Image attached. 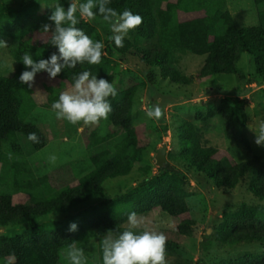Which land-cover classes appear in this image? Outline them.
<instances>
[{"label":"trees","instance_id":"obj_1","mask_svg":"<svg viewBox=\"0 0 264 264\" xmlns=\"http://www.w3.org/2000/svg\"><path fill=\"white\" fill-rule=\"evenodd\" d=\"M22 8L13 9L9 3H0V34L12 40V55L18 67L11 76H0V226H27V234L0 236L1 264H61L62 251L75 244L84 254L92 238L98 239L99 264H102L101 242L111 231L119 233L124 227L127 216L135 211L138 215L149 212H165L173 218L187 216L189 205L187 198L188 176L181 171L161 169L153 178L116 196L111 203L93 210L85 209L72 218L78 229L68 231V225L58 226L39 220L52 213L69 214L78 204L89 202L105 195L103 188L107 180L129 175L136 163L143 160L145 139L138 135L133 125V98L139 86L132 77L122 76L116 95L110 97L112 111L108 114L110 123L125 133V137L116 145L115 153L105 149L94 151L111 139L112 135L100 136L96 131L90 134L88 148L92 170L73 179L67 175V169L57 170L44 176H36L30 167L19 136L26 139L29 146L40 151L45 148L47 139L42 130L28 116L36 108L37 101L32 87L19 82V75L25 69L22 55L26 52L34 55L43 50L40 59H46L57 51L51 45V32H44L45 24L55 6L60 3L67 9L68 0H58L45 13L43 19L37 13L33 0H22ZM258 12V22L252 26L239 27L235 17L227 9L226 0H110L108 6L117 12L125 9L138 13L142 23L136 28L133 40L125 38L123 47L117 48L111 42L102 49L99 64L78 63L74 68H65L57 77L52 78L72 85L73 75L87 70L91 74L115 83L117 71L115 59L123 60L128 56L139 58L146 66L160 70L163 79L184 83L176 68L183 53L207 56L199 78L212 75H238L243 78L238 63L242 54H250L256 64V77L249 81L264 84V0H254ZM199 13V16L189 15ZM79 19V14H77ZM46 21L43 23V21ZM94 21H103L101 15L93 20L79 19L76 27L81 28L93 40L104 44L103 36ZM51 31V29H50ZM43 33L44 42L38 47L37 36ZM45 76L41 71L36 75ZM57 97H50L52 103ZM235 109L227 101L209 111L202 117L220 115L228 131V137L237 136L235 130ZM35 132L39 142L28 140V133ZM242 141L249 147L246 138ZM180 152L174 161L188 164L197 177L207 178L218 188L234 190L246 185L249 191L260 201L257 205L242 203L238 210L227 212L215 229L214 238L225 245L244 242L264 244V161L255 156L249 162H237L229 156L216 158L218 150L202 145L196 127L191 122H183L179 128ZM145 171H149L146 168ZM26 200H17L18 195ZM17 197V198H16ZM44 220V219H43ZM195 223L183 219L178 224V232L190 236ZM143 229H136L141 231ZM210 236L202 240L201 247L208 250ZM182 246L177 241H166V256L173 255ZM177 264H190L181 259ZM201 264V263H200ZM202 264H205L202 261ZM216 264H264V255H245Z\"/></svg>","mask_w":264,"mask_h":264},{"label":"rangeland","instance_id":"obj_2","mask_svg":"<svg viewBox=\"0 0 264 264\" xmlns=\"http://www.w3.org/2000/svg\"><path fill=\"white\" fill-rule=\"evenodd\" d=\"M58 0H33L37 13L43 19L45 13ZM9 3L13 9H20L25 4L22 0H0V3ZM227 9L235 17L239 27L255 25L258 22V12L254 0H226ZM199 13L189 17L199 16ZM46 22L45 20L43 23ZM100 30L104 47L111 42V28L100 21H94ZM137 30H131L125 38L133 40ZM43 33H39L37 45L44 42ZM0 40L6 44L0 47V76H11L18 67V63L12 55V40L0 34ZM42 49L32 55L34 60L40 59ZM207 56L183 53L180 55L176 68L184 83H176L170 79H163L160 70L146 66L139 58L128 56L116 61V76L114 87H119L122 76L132 77L137 80L139 86L133 98V125L138 135L144 138L145 150L143 160L135 164L132 172L125 177L107 180L104 185L105 195L96 197L89 202L75 205L69 214L52 213L39 218L45 223H54L58 226H66L79 212L100 208L109 204L112 200L128 190L134 188L146 179L158 175L161 169L184 172L189 182L187 191L189 197V213L187 216L173 218L162 212H149L138 215L142 218L140 229H149L163 232L167 241H177L182 246L171 256L166 258L167 264H177L181 259H186L190 264H216L223 260H231L245 255H264V244L259 242H244L235 245H225L214 238L215 229L227 212L238 210L242 203L249 205L259 204V200L249 191L246 185H240L234 190L218 188L212 181L204 177H197L192 168L179 161L172 160L180 152L179 128L183 122H191L197 129L201 143L205 147L218 150L216 158L229 156L237 162H249L255 156H261L264 161V145L255 143L256 133L261 124H264V84L250 83L256 77V64L254 58L248 54H242L238 63L239 70L244 77L238 75H212L199 78L198 75ZM71 88L66 82L47 78L39 75L33 82V90L37 101L36 108L28 116V121L35 123L44 133L47 144L40 151L29 146L26 139L19 136V141L24 149L25 156L36 176H44L57 170L67 169V175L71 180L78 179L83 174L92 170L88 143L90 134L96 131L100 136L112 135L113 137L95 147L99 152L105 149L115 153L116 145L125 137L122 129L114 127L107 119H102L96 124H85L82 121L71 124L63 119H56L51 109L50 97H57L60 92ZM223 101L235 109V130L237 136L228 137V131L220 115L210 116L205 120L203 116L210 110L218 107ZM158 104L162 110V116L157 120L146 116L148 108ZM242 138L249 141L248 147ZM166 148L165 165H157V154L161 148ZM55 154L56 163L48 162V156ZM149 168V171H145ZM1 192L7 190L5 185L0 186ZM18 197V198H17ZM16 198L26 200V196L18 195ZM44 219V220H43ZM183 219H191L195 226L191 229L190 236H183L178 232V224ZM128 227V223L124 224ZM29 228L25 226L1 227L0 236H15L27 234ZM210 236L211 245L208 250H203L201 242ZM106 236V235H105ZM104 236V237H105ZM69 249V248H68ZM62 251L61 264H69L67 251ZM85 264H99L98 239L92 238L88 251L84 254ZM1 264V263H0Z\"/></svg>","mask_w":264,"mask_h":264},{"label":"clouds","instance_id":"obj_3","mask_svg":"<svg viewBox=\"0 0 264 264\" xmlns=\"http://www.w3.org/2000/svg\"><path fill=\"white\" fill-rule=\"evenodd\" d=\"M109 3L110 0H68L67 9L58 3L48 17L52 24L43 26L44 32L52 33L50 42L57 51L46 59L39 60H34L28 52L24 53L20 61L25 69L19 75V82L31 88L36 75L41 71L52 79L63 69L74 68L78 63L95 65L101 62L104 44L93 40L81 28L76 27L79 19L93 20L98 14L101 15L111 28L110 39L117 48L123 47L125 37L142 23V17L129 9L117 12L108 6ZM4 46L5 42L0 40V47ZM115 95L113 83L84 70L73 75L71 88L60 92L58 99L52 102L51 109L56 119H63L71 124L81 121L96 124L107 119L112 111L109 98ZM146 116L158 120L162 116L160 106H150ZM27 138L34 143L39 142L35 132L28 133ZM255 143L264 145V124L260 125L256 133ZM56 160L55 154L48 156L49 163L55 164ZM127 223V229L114 235L109 231L103 238L102 264H167L165 234L147 228L136 231L142 218L135 211L128 214ZM77 229L75 221L69 223V232ZM67 259L69 264H85L83 249L75 244L71 245L67 251Z\"/></svg>","mask_w":264,"mask_h":264},{"label":"water","instance_id":"obj_4","mask_svg":"<svg viewBox=\"0 0 264 264\" xmlns=\"http://www.w3.org/2000/svg\"><path fill=\"white\" fill-rule=\"evenodd\" d=\"M165 154H166V148L163 147L159 150L157 154V165L160 167H163L165 165Z\"/></svg>","mask_w":264,"mask_h":264}]
</instances>
